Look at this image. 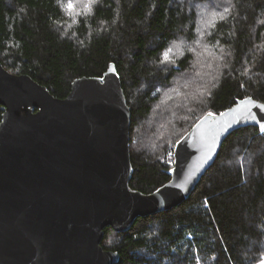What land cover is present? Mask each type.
I'll return each instance as SVG.
<instances>
[{"label": "trees", "instance_id": "trees-1", "mask_svg": "<svg viewBox=\"0 0 264 264\" xmlns=\"http://www.w3.org/2000/svg\"><path fill=\"white\" fill-rule=\"evenodd\" d=\"M0 62L58 97L114 62L132 111L130 185L151 193L201 117L264 102V0H0ZM102 245L116 264L261 263L264 129L235 130L187 200L107 227Z\"/></svg>", "mask_w": 264, "mask_h": 264}, {"label": "water", "instance_id": "water-1", "mask_svg": "<svg viewBox=\"0 0 264 264\" xmlns=\"http://www.w3.org/2000/svg\"><path fill=\"white\" fill-rule=\"evenodd\" d=\"M117 66L76 78L65 97L0 62V264H116L105 229L187 200L235 130L264 129V102L206 113L176 143L171 179L131 187L132 111Z\"/></svg>", "mask_w": 264, "mask_h": 264}, {"label": "snow or ice", "instance_id": "snow-or-ice-1", "mask_svg": "<svg viewBox=\"0 0 264 264\" xmlns=\"http://www.w3.org/2000/svg\"><path fill=\"white\" fill-rule=\"evenodd\" d=\"M67 7H68L69 9H71V8L74 7V5L71 4V3H69V4L67 5ZM167 58H168V53L166 52V53H165V59H167ZM208 115H212V113H208Z\"/></svg>", "mask_w": 264, "mask_h": 264}, {"label": "rangeland", "instance_id": "rangeland-1", "mask_svg": "<svg viewBox=\"0 0 264 264\" xmlns=\"http://www.w3.org/2000/svg\"><path fill=\"white\" fill-rule=\"evenodd\" d=\"M259 264H264V260L261 263H259Z\"/></svg>", "mask_w": 264, "mask_h": 264}]
</instances>
